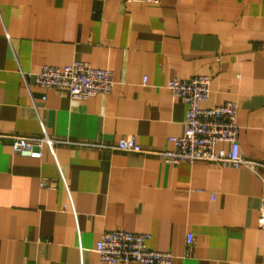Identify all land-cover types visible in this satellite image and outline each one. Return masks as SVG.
Listing matches in <instances>:
<instances>
[{
  "label": "crops",
  "instance_id": "crops-1",
  "mask_svg": "<svg viewBox=\"0 0 264 264\" xmlns=\"http://www.w3.org/2000/svg\"><path fill=\"white\" fill-rule=\"evenodd\" d=\"M73 61L110 71L111 93L35 85ZM200 75L201 108L236 105L255 172L114 148L165 149L185 116L165 85ZM0 135L52 141L32 159L0 139V264H102L107 231L148 234L171 264H264V0H0Z\"/></svg>",
  "mask_w": 264,
  "mask_h": 264
},
{
  "label": "built area",
  "instance_id": "built-area-1",
  "mask_svg": "<svg viewBox=\"0 0 264 264\" xmlns=\"http://www.w3.org/2000/svg\"><path fill=\"white\" fill-rule=\"evenodd\" d=\"M147 4H158V0H128ZM35 85L41 89H52L66 93L70 99L86 101L97 95H108L114 86L110 71L96 69L81 61H73L63 67L43 66L34 75ZM143 78L142 83L145 84ZM210 78L195 76L188 80L171 79L165 88L174 101L185 106L182 133L178 137L166 139L167 147L160 151H145L133 139L118 140L114 148L118 151L149 154L169 165L206 162L221 167L252 172L261 166L245 160L238 143L239 126L237 107L226 102L212 108H201L200 103L209 97ZM10 139L12 153L32 159L41 158L44 141L20 136L0 135V139ZM227 144L229 150L217 149V145ZM211 198L212 195H211ZM258 224L264 226L261 214ZM148 234L126 231L102 233L95 245V252L102 264H171L174 257L170 253L158 252L147 247ZM186 249L190 250L192 235H186ZM264 263V259H263Z\"/></svg>",
  "mask_w": 264,
  "mask_h": 264
}]
</instances>
